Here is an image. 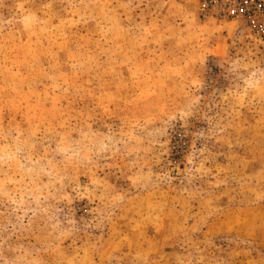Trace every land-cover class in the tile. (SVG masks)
Wrapping results in <instances>:
<instances>
[{"label": "rangeland", "instance_id": "1", "mask_svg": "<svg viewBox=\"0 0 264 264\" xmlns=\"http://www.w3.org/2000/svg\"><path fill=\"white\" fill-rule=\"evenodd\" d=\"M0 264H264V0H0Z\"/></svg>", "mask_w": 264, "mask_h": 264}]
</instances>
